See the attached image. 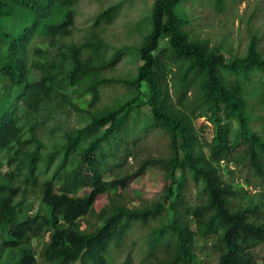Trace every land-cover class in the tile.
<instances>
[{
  "label": "trees",
  "instance_id": "16d2710c",
  "mask_svg": "<svg viewBox=\"0 0 264 264\" xmlns=\"http://www.w3.org/2000/svg\"><path fill=\"white\" fill-rule=\"evenodd\" d=\"M184 1L152 0L140 42L106 55L100 31L120 1L63 42L76 0H0V264H113L121 251L116 264L135 255L137 264H208L211 255L213 264H257L264 192L249 187L264 184L259 37L250 33L245 53L225 60L189 37ZM231 1L212 5L221 11ZM125 54L139 61L135 73L105 76ZM110 90L128 98L101 105ZM139 96L147 114L133 104ZM69 109L88 121L63 129L56 117ZM199 118L211 125L208 140ZM143 142L157 156L138 160ZM127 158L135 169L124 168ZM153 172L160 197L130 205L132 178ZM34 235L46 236L37 254Z\"/></svg>",
  "mask_w": 264,
  "mask_h": 264
},
{
  "label": "rangeland",
  "instance_id": "374dc122",
  "mask_svg": "<svg viewBox=\"0 0 264 264\" xmlns=\"http://www.w3.org/2000/svg\"><path fill=\"white\" fill-rule=\"evenodd\" d=\"M117 1L121 3L117 14L111 23L103 25L100 31L101 38L109 47L106 55H109L114 48L120 45H137L147 32V16L152 0H76L71 34L63 37L62 41H77L85 27L91 22L93 15L100 9ZM181 5H183L191 19L188 26L189 37L205 39L209 46H217L222 51L225 60H228L230 56H242L245 53L250 33L253 32L259 37L260 54L264 56V0H233L226 3L221 11L214 8L212 0H186ZM43 40V37L35 36L32 45L36 46L38 44L41 46ZM163 44V39L159 40L158 46L161 47ZM138 62L133 55L125 54L113 67L105 70L103 74L107 77L130 78L135 73ZM114 90L106 92L101 100V105L110 107L128 98L126 94L121 93L122 90ZM68 94L73 97L72 91H68ZM133 104L139 105L141 112L147 114L148 108L144 104L142 96H139ZM69 112L68 116L56 117L63 129L81 127L88 121L82 112H74L71 109H69ZM197 121H201L206 125L203 129V137L208 140L212 133L211 125L203 118H199ZM158 144V142H155V149L160 147ZM136 148V158L138 160L148 156H157V153L152 150L153 148L148 142L138 144ZM204 150L206 151L205 148ZM6 155V153L0 152L1 159L5 158ZM132 165H134L133 159L127 158V164L124 165V168L131 171L137 167V164ZM161 185V175L157 172L135 175L129 186V189H131L128 192L130 205L149 203L158 199L161 193ZM259 190L264 192V184L261 187H249V194H256L258 197ZM133 191H136L139 195H133ZM81 192L87 193L88 190L82 189ZM106 202L105 196L100 197L95 203V209L97 210ZM37 204V201L34 200L32 213L36 211ZM45 238V235L43 237L34 235L31 238V247L34 253L37 254L40 244ZM252 253L257 260V264H261L264 259V249L258 246L252 250ZM123 256L124 251L118 252L113 264L119 262ZM137 260L138 256L135 255L131 264H137ZM208 264H213L212 255Z\"/></svg>",
  "mask_w": 264,
  "mask_h": 264
}]
</instances>
